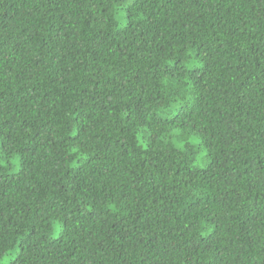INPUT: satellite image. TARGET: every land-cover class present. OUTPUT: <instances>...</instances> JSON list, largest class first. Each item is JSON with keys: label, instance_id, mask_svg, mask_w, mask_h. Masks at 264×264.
I'll list each match as a JSON object with an SVG mask.
<instances>
[{"label": "trees", "instance_id": "trees-1", "mask_svg": "<svg viewBox=\"0 0 264 264\" xmlns=\"http://www.w3.org/2000/svg\"><path fill=\"white\" fill-rule=\"evenodd\" d=\"M7 259L264 264V0H0Z\"/></svg>", "mask_w": 264, "mask_h": 264}, {"label": "rangeland", "instance_id": "rangeland-1", "mask_svg": "<svg viewBox=\"0 0 264 264\" xmlns=\"http://www.w3.org/2000/svg\"><path fill=\"white\" fill-rule=\"evenodd\" d=\"M121 18H122V17H121ZM121 18L119 17V19H118L120 25L124 24V23L122 22V19H121ZM58 234H59V232L56 231V232L54 233V237H57ZM9 259H10V258H9ZM9 259H7L6 261H4V264H8V263H9Z\"/></svg>", "mask_w": 264, "mask_h": 264}]
</instances>
